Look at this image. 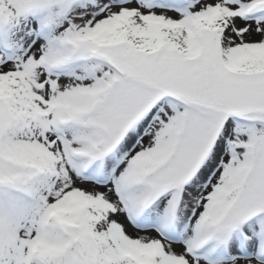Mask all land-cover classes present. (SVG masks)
<instances>
[{"label":"snow or ice","instance_id":"snow-or-ice-1","mask_svg":"<svg viewBox=\"0 0 264 264\" xmlns=\"http://www.w3.org/2000/svg\"><path fill=\"white\" fill-rule=\"evenodd\" d=\"M0 264H264V0H0Z\"/></svg>","mask_w":264,"mask_h":264}]
</instances>
